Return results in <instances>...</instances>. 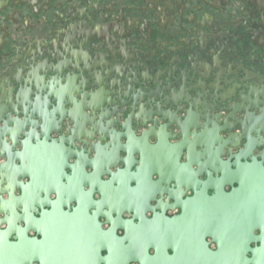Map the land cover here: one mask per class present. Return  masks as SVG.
Masks as SVG:
<instances>
[{
  "label": "water",
  "instance_id": "95a60500",
  "mask_svg": "<svg viewBox=\"0 0 264 264\" xmlns=\"http://www.w3.org/2000/svg\"><path fill=\"white\" fill-rule=\"evenodd\" d=\"M261 23L242 27L264 30ZM137 34L122 41L114 32L113 49L104 37L84 35L81 44L67 49L42 40L52 53L32 52L26 40L0 50V177L33 180L32 190L42 189L46 179L64 178L69 139L64 140L63 128L56 125L66 124L67 138L83 126L88 132L83 137L103 135L108 147L121 153L125 168L119 175L127 171L131 157L134 164L142 163L148 176L163 181L183 178L188 183L203 175L246 178L244 185L228 193L220 189L221 195L210 200L216 208L211 219L202 212L207 220L201 221L226 223L228 239L251 238V227L237 224H254L255 220H245L253 212L244 210L242 220L237 216L241 207L259 209L260 217L264 213V34L171 38L182 45L177 59L150 34ZM210 44L221 63L215 61V52L204 56ZM74 65L82 69L81 76L75 77L81 72ZM105 110L112 111L110 120L103 116ZM107 155L110 162L113 154ZM83 212L84 207L67 213L54 206L46 216L51 218L46 223L50 228L42 231V239H26L41 264H80V252H74L69 241L64 249L62 224L80 223ZM187 218L186 211L181 222ZM18 248L19 244L5 243L3 253H19ZM242 249L240 260H221L218 252L211 253L209 264H264L244 256L246 243Z\"/></svg>",
  "mask_w": 264,
  "mask_h": 264
},
{
  "label": "flooded vegetation",
  "instance_id": "af4514ba",
  "mask_svg": "<svg viewBox=\"0 0 264 264\" xmlns=\"http://www.w3.org/2000/svg\"><path fill=\"white\" fill-rule=\"evenodd\" d=\"M257 11L264 13V0H0V50L6 52L26 40L30 51L52 53L42 40L54 47L63 44L67 49L81 44L84 35L104 37L113 49L111 42L117 38L114 32L122 41L141 33L153 36L159 46L167 45L175 52L171 53L173 59H177L182 45L171 38L184 41L195 33H200V39L233 37L240 32H250L252 38L264 34L261 28L242 27L260 21L264 25V15ZM225 22L228 26L224 27ZM207 48L209 54L204 56L208 58L215 52V61L221 63L214 46ZM77 69L81 73L70 72L75 77L83 74ZM248 74L254 76L256 71ZM110 114L112 111H103L105 117ZM56 126L63 128L64 140L69 139L64 178L53 182L46 179L42 189L32 190L33 180L0 177V264H41L27 240L42 239V231L50 228L46 223L51 218L46 216L54 206L67 213L84 207L80 223L62 224L64 249L67 251L69 241L72 250L80 252V264H209L211 253L218 252L221 260L237 261L244 243L247 259L264 260V213L260 217L259 209H238L241 220L245 210L253 212L245 220L256 221L252 225L237 224L251 227L252 236L246 240L228 239L227 230L223 231L226 223L201 221L203 217L207 220V213L211 219L216 208L211 207L210 200L221 195L220 189L228 193L244 185L246 178L203 175L188 183L183 178L163 181L148 176L142 163L134 164L131 157L127 171L119 175L125 168L120 162L121 153L111 150L103 135L85 138L82 135L88 132L82 126L67 138L66 124ZM107 154H113L110 162L105 160ZM136 165L138 170L133 171ZM186 211L188 221L181 222ZM9 242L19 244V253H3L4 244Z\"/></svg>",
  "mask_w": 264,
  "mask_h": 264
}]
</instances>
